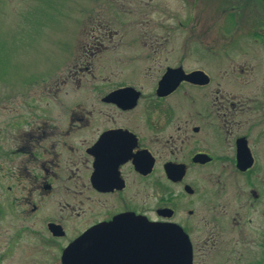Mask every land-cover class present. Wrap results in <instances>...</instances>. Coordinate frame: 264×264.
Returning a JSON list of instances; mask_svg holds the SVG:
<instances>
[{
  "label": "flooded vegetation",
  "instance_id": "flooded-vegetation-1",
  "mask_svg": "<svg viewBox=\"0 0 264 264\" xmlns=\"http://www.w3.org/2000/svg\"><path fill=\"white\" fill-rule=\"evenodd\" d=\"M174 1L184 31L230 36L241 22V65L197 42L180 50L200 54L193 67L150 60L144 43L145 61L107 75L91 60L117 33L99 22L72 66L0 92V264H137L131 237L82 240L134 218L179 226L192 264H264V207L253 240L241 218L245 182L259 180L250 205L264 206V0Z\"/></svg>",
  "mask_w": 264,
  "mask_h": 264
},
{
  "label": "rangeland",
  "instance_id": "rangeland-1",
  "mask_svg": "<svg viewBox=\"0 0 264 264\" xmlns=\"http://www.w3.org/2000/svg\"><path fill=\"white\" fill-rule=\"evenodd\" d=\"M165 1L160 4L161 0H153L147 4L145 0H0V77H10L6 90L0 92H33L34 85L30 80L33 75L45 76L51 71L56 74L68 64L72 66L81 52L80 45L90 42L88 29L99 22L102 27L111 28L117 33L106 44L105 50L98 52L91 60L94 69L99 63L105 64L102 69L107 75L112 70L109 62L113 60L145 61L142 50L144 43L151 45L150 60L169 59L171 63H176L177 55L182 54L190 56L185 58L193 67L199 63L200 54L192 50L182 51L197 42L213 45L217 51L211 56L214 61H226L229 57L241 65V22L230 28V36L200 34L196 28L189 31V24L184 31L178 25L180 5L174 0ZM142 28L150 30L148 36L141 35ZM223 45H229V49L221 53ZM162 48L163 52L160 51ZM258 181L253 184L255 188H260ZM260 181L264 184L263 179ZM254 187L249 182H245V187L241 185L247 192L246 207L241 218L250 221L245 224L246 230L251 231L250 238L257 236L256 227L261 219L259 210L264 207L250 205L258 203L248 192ZM229 216L232 219L237 217L234 212H230ZM202 234L203 229L197 227L195 235ZM234 235L241 237V230L239 233L220 234V237L229 236L234 240Z\"/></svg>",
  "mask_w": 264,
  "mask_h": 264
},
{
  "label": "water",
  "instance_id": "water-1",
  "mask_svg": "<svg viewBox=\"0 0 264 264\" xmlns=\"http://www.w3.org/2000/svg\"><path fill=\"white\" fill-rule=\"evenodd\" d=\"M131 237L128 244L133 250V262L137 264H192L191 245L187 235L174 224L152 223L139 218L118 220L104 227L91 229L83 239H88L93 246L98 239L109 237ZM64 256L70 260L71 252ZM95 250L91 248L88 253ZM89 257L87 259H91Z\"/></svg>",
  "mask_w": 264,
  "mask_h": 264
}]
</instances>
